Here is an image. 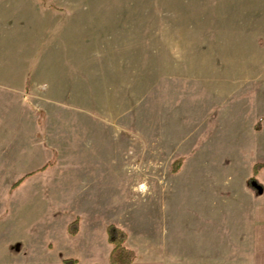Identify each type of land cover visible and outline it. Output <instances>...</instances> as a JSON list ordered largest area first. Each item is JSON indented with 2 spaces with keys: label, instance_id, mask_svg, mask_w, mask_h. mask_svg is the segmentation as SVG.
<instances>
[{
  "label": "rangeland",
  "instance_id": "rangeland-1",
  "mask_svg": "<svg viewBox=\"0 0 264 264\" xmlns=\"http://www.w3.org/2000/svg\"><path fill=\"white\" fill-rule=\"evenodd\" d=\"M7 24L67 75L68 138L19 187L0 170V264H110L112 223L135 264L253 263L264 0H0Z\"/></svg>",
  "mask_w": 264,
  "mask_h": 264
},
{
  "label": "crops",
  "instance_id": "crops-1",
  "mask_svg": "<svg viewBox=\"0 0 264 264\" xmlns=\"http://www.w3.org/2000/svg\"><path fill=\"white\" fill-rule=\"evenodd\" d=\"M16 26L7 24L0 34V170L25 171L22 175L25 177L48 163L54 150L60 153L62 140L68 138V132L62 129L63 118L67 116L53 114L68 105V79L59 65L37 67L36 30L28 28V47L24 41L26 48L22 49ZM22 51L26 64L17 60ZM37 107L46 115L44 121ZM58 122L60 128L53 129L52 123ZM22 176L10 175L3 180L4 184L10 187ZM261 197L254 199L252 212V264H264V198Z\"/></svg>",
  "mask_w": 264,
  "mask_h": 264
},
{
  "label": "trees",
  "instance_id": "trees-1",
  "mask_svg": "<svg viewBox=\"0 0 264 264\" xmlns=\"http://www.w3.org/2000/svg\"><path fill=\"white\" fill-rule=\"evenodd\" d=\"M176 166H180V161L176 163ZM261 166V163H257L255 165V171L259 170ZM23 178L24 177L17 180L12 185V187H17L23 181ZM247 185L248 188L256 194H262L263 184L258 180L257 177H249L247 180ZM79 223V218L76 217L69 224V232L72 235H76L79 232ZM107 236L108 241L113 245L109 256L110 264H133L137 258V253L134 249L128 247L125 243L128 236L127 232L116 224L112 223L107 226ZM77 262L78 259L73 257H67L63 260L64 264H76Z\"/></svg>",
  "mask_w": 264,
  "mask_h": 264
}]
</instances>
